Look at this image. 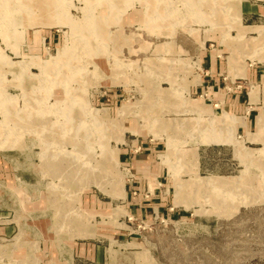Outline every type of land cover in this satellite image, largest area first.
<instances>
[{"label": "rangeland", "instance_id": "374dc122", "mask_svg": "<svg viewBox=\"0 0 264 264\" xmlns=\"http://www.w3.org/2000/svg\"><path fill=\"white\" fill-rule=\"evenodd\" d=\"M150 1L0 0V264H264V0Z\"/></svg>", "mask_w": 264, "mask_h": 264}, {"label": "crops", "instance_id": "0c3cea01", "mask_svg": "<svg viewBox=\"0 0 264 264\" xmlns=\"http://www.w3.org/2000/svg\"><path fill=\"white\" fill-rule=\"evenodd\" d=\"M156 1H159V0H156ZM169 1H171V0H168V2ZM176 1L179 2L180 0H176ZM128 2H129V0H128ZM128 2H127V0H125V3L124 4L126 5ZM150 2H152V0ZM177 2H175V3H177ZM183 2L185 4H187V3L190 4L191 3L190 4V7H191V9H193L192 10L193 11L192 12L193 14H190V15L187 14L185 17L182 16V17H180L181 19H186L188 17H193L195 15H197V19L198 18L199 19H201V18H206L207 19V17H211L209 14H205L204 12H202V10H201V6L202 5L210 6L211 7V10H213L215 14H218L219 12H221L222 14H220V18L223 19V20H227V18H230L229 21L226 22L225 25H223L224 26L223 29L225 28V31H226V35L225 36H227L228 30H230L231 29L230 27L232 26V16H230L228 13H225L224 11L222 12L219 9V7H220L219 6V3L221 2V4H220L221 7L222 6H227V7H231L232 8V6H234L235 1H233V0H222V1H220V0H185ZM150 4H151L152 9H154V10H155V7L156 8H159L160 7V9L161 8H164L163 6L159 5V3L154 4V5H153V3H150ZM171 5L169 6V9H171L170 8ZM166 9L168 10V8H166ZM222 9H223V7H222ZM167 10L159 11V12H154V14L151 12L152 13L151 15L153 16V17L151 16V18L161 19V20L167 21L168 18H170V12H168ZM175 14H176V16H178L177 13H175ZM216 19H219V18H216ZM241 24H242V26H245V27L259 26V25H261V24H243L242 22H241ZM218 25H220V24H218ZM235 30H236V34L235 35H232V37L233 36H235V37L238 36V30L237 29H235ZM250 33L251 32H249V33H247L245 35L246 38L256 37V36H251ZM256 35L258 36L257 33H256ZM171 42H169V41L168 42H163L162 44L158 45L157 47H159V46L162 45L163 47L165 46L167 48V50H171L173 48V46L171 45ZM202 42H203V40L200 41V45H202L201 44ZM225 42H226V46L228 48H230L231 53H235L237 51L238 52H241V50H243L244 52L249 51L246 43H244V44H237L235 42V40L232 39L231 37L228 38L227 40H225ZM168 44H170V45L168 46ZM170 46H172V48ZM182 51H184V50H182ZM231 53L228 56V61H229V57L233 56V54H231ZM234 56L236 57L235 59L237 60V62L241 66L243 64V62L240 59V57H237L236 55H234ZM238 58H239V60H238ZM209 64H210V67L211 68L212 67L213 68H217L216 67L217 66V63L215 62V60H209ZM244 64L246 66V63L245 62H244ZM234 68H235V74L236 75L245 76V71H242V69H239L237 66H235ZM226 103L230 107V104L233 105L235 103V98H232L231 100H227ZM222 110H224V109H222ZM225 111H227V110H225ZM227 112L230 113V114H233V113H231L229 111H227ZM260 112L257 113V114H255V116H254V118H255L254 119V131H251V128H249V122L248 121H246V126L245 127L240 126V127H242L245 130V137L248 135V132H251V133H256L257 132V130H258V122H260L259 121ZM233 115H235V114H233ZM236 116H238V117H245V116H240V115H236ZM259 128L262 131V129H263L262 124L261 125L259 124ZM262 134H263L262 132L261 133H258V134H253L254 138L252 137V139L259 140L262 143L263 142V138H264ZM250 143H253V142H250ZM261 143H255L254 142V144H258V146H260V147L262 146ZM263 146H264V144H263ZM142 148H143L142 151H139L137 153L135 152L136 154L134 153L132 157L126 156V151L125 152L124 151L122 152V154H123V159H122L123 162H121V163L124 164V165H130V168H133V170L135 172V177L134 178L136 179L135 180V183L136 184L133 187L134 188H137V189H140V187H141L140 185H137L138 184L137 181H139L140 178L146 179V178H149L150 177V147L147 146V145H143ZM79 245H80L79 246V249L80 250L86 249L84 247V243H80ZM90 250H91V247L88 245L87 246V254H89Z\"/></svg>", "mask_w": 264, "mask_h": 264}, {"label": "bare ground", "instance_id": "6f19581e", "mask_svg": "<svg viewBox=\"0 0 264 264\" xmlns=\"http://www.w3.org/2000/svg\"><path fill=\"white\" fill-rule=\"evenodd\" d=\"M45 6V5H44ZM46 8H47V5H46ZM90 58H91V56H90ZM100 64H96V67H97V71L99 72L100 71V66H99ZM73 99H75V98H73ZM74 102H76V101H72V105L74 104ZM74 105H76V104H74ZM74 108V106H71V109H73ZM263 151H264V148L263 149H259L258 150V153H254V152H252V150H249V149H242V151L240 152V157L242 158V157H244V156H248V155H258V154H261V153H263ZM71 165H73V164H71ZM82 172L84 173V171L82 170ZM249 179V178H248ZM248 179H245L243 182H249V183H251V180L252 179H250V180H248ZM211 182V184L213 183V181H210Z\"/></svg>", "mask_w": 264, "mask_h": 264}]
</instances>
